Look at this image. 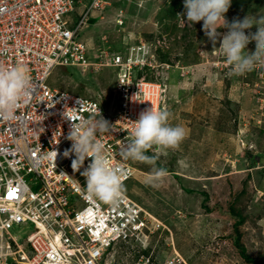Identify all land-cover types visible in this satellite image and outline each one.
Masks as SVG:
<instances>
[{
  "label": "rangeland",
  "instance_id": "obj_1",
  "mask_svg": "<svg viewBox=\"0 0 264 264\" xmlns=\"http://www.w3.org/2000/svg\"><path fill=\"white\" fill-rule=\"evenodd\" d=\"M109 1L111 5L102 12L91 13L79 40L87 45L92 61L102 48L123 51L128 44H135L146 47V52L150 50L153 55L148 57L151 64L148 79L160 78L170 83L168 87L162 85L161 103L170 113L169 122L183 126L186 137L177 151L150 150L156 159L154 165L134 161L135 174L124 185L125 193L130 197L135 194L151 215L162 222L164 229L148 238L146 245H119L106 261L109 264H264V67L257 66L239 76L230 75L231 68L222 52L219 48L213 50L205 36L203 21L189 25L177 16L184 11V0ZM83 2L87 4L90 0ZM82 9L76 5L66 18L78 21ZM248 14L250 17L264 14V0H232L226 18L231 22L234 17L243 19ZM92 18L97 20L91 22ZM120 20L124 25L117 23ZM255 30L254 27L251 31ZM248 49L254 50L255 43H250ZM159 57L168 64H159ZM171 64L174 71L169 69ZM164 69L168 70L167 74ZM117 78L109 67L98 71L91 67L85 72L76 67H57L49 85L81 96L97 97L101 93L100 99L105 104L111 100H117L118 104ZM241 129L244 134L240 133ZM212 135L218 137L215 149L210 148V143H215ZM194 145L196 148L203 145L202 150L195 152ZM160 166L169 167L165 168L168 175L156 186L148 183L147 176L139 175V171L150 175L153 167ZM142 179L147 180L150 192H138L136 181ZM178 182L192 189V194ZM30 185L34 190L40 187ZM137 193L145 199L150 193L160 199L145 204ZM240 218L243 223L237 227ZM29 231L27 228L22 235L13 229L12 233L25 243ZM239 235L254 261L242 257L236 243ZM177 255L185 262L177 261L180 260Z\"/></svg>",
  "mask_w": 264,
  "mask_h": 264
},
{
  "label": "built area",
  "instance_id": "obj_2",
  "mask_svg": "<svg viewBox=\"0 0 264 264\" xmlns=\"http://www.w3.org/2000/svg\"><path fill=\"white\" fill-rule=\"evenodd\" d=\"M109 4L0 0V66L23 63L32 88L13 119H0V264H107L116 246L146 245L163 227L125 191L115 206L89 199L85 177L72 168L74 157L63 156L71 146L67 136L73 123L64 113L76 122L102 115L112 130L98 139L111 166L122 171L125 185L136 171L131 160L119 155L128 134L142 111L163 109L161 87L147 79L151 64L145 47L131 45L126 52L102 48L92 61L87 45L79 40L91 13ZM76 5L83 9L79 20L71 21L66 16ZM57 67L83 72L112 68L118 75L120 102L105 104L101 93L88 97L52 88L49 78ZM89 163L90 158L84 167ZM27 228L30 234L21 243L12 231L25 235Z\"/></svg>",
  "mask_w": 264,
  "mask_h": 264
},
{
  "label": "clouds",
  "instance_id": "obj_3",
  "mask_svg": "<svg viewBox=\"0 0 264 264\" xmlns=\"http://www.w3.org/2000/svg\"><path fill=\"white\" fill-rule=\"evenodd\" d=\"M231 5L232 0H184V11L178 13L177 16L189 25L203 21L202 30L212 44L213 50L219 48L227 65L231 68L230 75L239 76L252 71L257 66L264 67V14L251 17L248 14L243 19L237 16L229 22L226 14ZM93 20L96 21L97 18H92L91 22ZM117 23L124 25L123 20ZM254 27L256 30L251 31ZM221 28L227 29V31H218ZM253 42L255 49L249 50L248 45ZM155 43L157 45V42ZM130 46L128 44L127 48L129 49ZM154 48L159 53V49L156 46ZM110 50L119 52L117 48H110ZM126 51L127 49L121 52ZM152 55L149 50L147 56ZM158 60L159 64L163 62L168 64L165 59L161 60L159 57ZM159 67L163 69V66ZM170 68L174 71V64H171ZM164 70L167 74L168 70ZM148 76L149 74H147V79ZM150 80L152 81V79ZM153 82L161 84L162 89V85L168 87L170 84L160 78L154 79ZM31 93L28 68L23 63L18 62L11 67L0 66V119H13L19 104ZM64 118L73 121V123L70 125L67 136V139L71 141V146L64 150L63 156L74 157L72 168L85 177L86 184L83 186L85 196L115 206L119 203L124 191L121 179L123 173L111 166L105 145L98 139V136L112 130V124L102 115L80 122L72 120L66 113H64ZM169 119L170 113L167 110H158L154 106L142 111L128 134L119 153L120 157L125 161L131 160L132 162L154 165L155 157L147 155L150 150L178 148L186 137V130L181 125H172ZM53 153L58 155L57 151H53ZM89 158L90 163L84 167L85 160ZM81 168H83L82 172ZM166 174V169L153 167L148 177V183L156 186L163 182ZM162 229L164 228L162 227L160 230L162 231ZM118 246L111 251L114 252ZM177 256L180 258L179 262H185L183 258ZM107 264L109 263L107 262Z\"/></svg>",
  "mask_w": 264,
  "mask_h": 264
},
{
  "label": "crops",
  "instance_id": "obj_4",
  "mask_svg": "<svg viewBox=\"0 0 264 264\" xmlns=\"http://www.w3.org/2000/svg\"><path fill=\"white\" fill-rule=\"evenodd\" d=\"M240 133L241 134H244V130L243 129H241V131H240ZM217 138L218 137H216V135H212V139H213V141L215 142V143H210V148L212 147L213 149H215L216 147H215V145L216 144H219V142L217 141ZM232 141H230V143H231ZM202 146L203 145H200L199 147H197L196 148V145H194V148L193 149H195L194 151L196 152V150H198V151H201L202 150ZM177 149L178 148H175L174 150H176L177 151ZM254 165L256 166L257 164L256 163H254ZM139 175L141 176H147V177H149V173H147V172H143V171H139ZM166 175H168V174H166ZM147 180H144V179H142V180H140V181H136V183L138 184V192H146V193H148V191H149V189L147 188ZM150 192V191H149ZM151 195V193L150 194H148V199H145L143 196H139L138 195V193H137V196L139 197V199H143V203H145V204H149L148 202H155L156 203V201L157 200H159L160 199V197L158 196V195H155V196H150ZM131 198L134 200V201H136L145 211H147L148 213H150V214H152L151 212H149L142 204H141V202L138 200V199H136V197H135V194H134V196L131 194ZM163 197H161V199H162ZM155 200V201H154ZM149 206V205H148ZM150 209L153 211V209L150 207ZM153 215H155L154 213H153ZM186 259V258H185ZM187 260V259H186Z\"/></svg>",
  "mask_w": 264,
  "mask_h": 264
},
{
  "label": "trees",
  "instance_id": "obj_5",
  "mask_svg": "<svg viewBox=\"0 0 264 264\" xmlns=\"http://www.w3.org/2000/svg\"><path fill=\"white\" fill-rule=\"evenodd\" d=\"M93 22H95V20H93ZM149 156H154L150 151H149V153H147ZM155 157V156H154ZM156 160V159H155ZM254 163H256V162H254ZM160 168H164V167H161L160 166ZM166 169H169V167H165ZM164 168V169H165ZM167 172H168V170H167ZM169 172H171V171H169ZM172 174V173H171ZM174 178H176L177 180H181V177H179V176H175ZM182 181V180H181ZM179 183V182H178ZM180 184V183H179ZM180 186L182 187V189H184L187 193H189V194H192V189H190L189 187H185L184 185H182V184H180ZM204 194L203 195H207V192L206 191H204L203 192ZM206 198L208 199V197L206 196ZM205 198V201L207 200ZM230 212L235 216L236 215V213L234 212V210L233 209H231L230 210ZM243 223V219L242 218H240V220L235 224L237 227H239L241 224ZM238 229L239 228H237V232H239L238 231ZM236 243L240 246V248H241V255H242V257L245 259V260H248V261H254L248 254H247V251H246V249L244 248V246L241 244V238H240V235H239V238L236 240ZM121 245H130V244H121Z\"/></svg>",
  "mask_w": 264,
  "mask_h": 264
},
{
  "label": "bare ground",
  "instance_id": "obj_6",
  "mask_svg": "<svg viewBox=\"0 0 264 264\" xmlns=\"http://www.w3.org/2000/svg\"><path fill=\"white\" fill-rule=\"evenodd\" d=\"M146 212H147V211H146ZM155 216H156V215H155ZM115 251H116V250H115ZM114 254H115V253L113 252V254H112V255H114ZM112 255H111V256H112Z\"/></svg>",
  "mask_w": 264,
  "mask_h": 264
}]
</instances>
